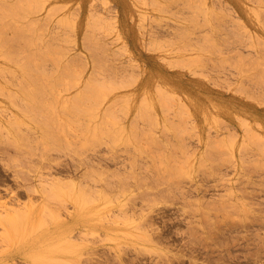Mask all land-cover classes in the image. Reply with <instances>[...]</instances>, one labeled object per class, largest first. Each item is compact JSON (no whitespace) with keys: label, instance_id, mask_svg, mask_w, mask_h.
I'll return each mask as SVG.
<instances>
[{"label":"rangeland","instance_id":"374dc122","mask_svg":"<svg viewBox=\"0 0 264 264\" xmlns=\"http://www.w3.org/2000/svg\"><path fill=\"white\" fill-rule=\"evenodd\" d=\"M0 52V264H264V0H0Z\"/></svg>","mask_w":264,"mask_h":264},{"label":"bare ground","instance_id":"6f19581e","mask_svg":"<svg viewBox=\"0 0 264 264\" xmlns=\"http://www.w3.org/2000/svg\"><path fill=\"white\" fill-rule=\"evenodd\" d=\"M77 24V23H76ZM74 26V25H73ZM74 28V27H73ZM76 28V27H75ZM76 30V29H75ZM78 30H79V28H78ZM81 34V33H80ZM9 36V41L10 42H12L11 40H12V38H11V36L10 35H8ZM7 40V39H6ZM6 60V55L5 54H2L1 55V52H0V61H5ZM38 67V66H37ZM36 67V68H37ZM9 68H11V67H9ZM38 68H40V67H38ZM41 71V70H40ZM141 71H143V70H141ZM142 74V73H141ZM144 74V73H143ZM144 76V75H143ZM64 107H65V105H63ZM63 107V108H64ZM61 109V108H60ZM64 110V109H63ZM62 111V110H61ZM6 208V207H5ZM7 209V208H6ZM6 209H4L3 208V210L2 211H4L3 212V214L2 215H5V216H7V218L9 219V218H11V217H8V215L7 214H5V213H7V212H5V210ZM8 210H9V208H8ZM8 210H6V211H8ZM15 210L16 209H12L10 212H15ZM17 211V210H16ZM14 215H15V213H14ZM14 215H12V217L14 216ZM69 215V214H68ZM16 217V216H15ZM68 217V216H67ZM84 217V216H83ZM6 218V219H7ZM6 219H5V223H7L8 224V222H6ZM65 219H67V218H65ZM69 220H70V223L69 224H67V222L65 223V224H60L59 226H58V229L57 230H60L58 233L56 232V234H57V236H56V238L57 237H59L60 239H69V238H71L70 236H72L73 234H71V233H73V230H75L76 231V229H77V227H79V223L81 222V217H80V214L77 212V216L75 215V214H71V216L68 218ZM14 220V218H12V220L11 221H13ZM18 221V220H17ZM10 222V221H9ZM11 223V222H10ZM14 224H15V220H14V222H13ZM18 223V222H17ZM88 224V223H87ZM85 225V226H88V225ZM11 225V224H10ZM9 226V225H8ZM11 227H13L12 225H11ZM88 227H90V225L88 226ZM87 227V228H88ZM58 234H60V235H58ZM71 234V235H70ZM55 237V236H54ZM62 237V238H61ZM55 238V239H56ZM64 239V240H65ZM51 240V239H50ZM49 240V241H50ZM53 240V239H52ZM58 240V239H57ZM48 241V242H49ZM54 241V240H53ZM112 241V240H111ZM10 259V258H9ZM9 259H6V261H8L9 262ZM27 260V259H26ZM58 260V259H57ZM6 264H8V263H6Z\"/></svg>","mask_w":264,"mask_h":264}]
</instances>
